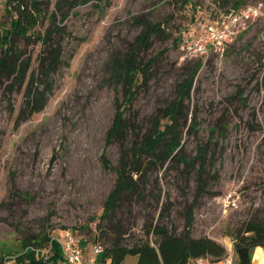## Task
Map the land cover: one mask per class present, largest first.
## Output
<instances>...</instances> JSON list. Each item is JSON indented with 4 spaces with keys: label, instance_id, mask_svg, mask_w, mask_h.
<instances>
[{
    "label": "rangeland",
    "instance_id": "1",
    "mask_svg": "<svg viewBox=\"0 0 264 264\" xmlns=\"http://www.w3.org/2000/svg\"><path fill=\"white\" fill-rule=\"evenodd\" d=\"M240 1L234 9L235 0H104L99 5L91 0L65 20L59 15L61 29L52 43L61 45L62 63L51 75L53 91L42 111L20 123L25 87L31 74L39 75L45 45L37 38L18 41L31 65L24 86L13 94L5 90L6 81L0 85L1 245L13 250L19 239L42 229L59 239L71 230L84 241L89 262L95 246L103 250L109 244L104 226L119 228L128 245L140 238L155 241L144 225L159 219L167 201L172 208L168 223L183 233L184 210L197 190V170L184 173V163L154 170L145 201L134 197L111 219L100 217L121 157L120 142L107 139L124 94L122 85L111 80L112 61L136 48V38L156 24L163 33L154 34L151 47L140 51L144 62L154 59L150 77L145 82L139 76L133 103L125 107L136 128L132 132L151 131L194 73L182 149L193 158L205 147L208 179L206 193L197 199L192 236L210 237L226 249L235 242L237 227L263 215L264 16L238 25V35L222 54L192 58L181 48L197 24L264 3ZM6 6L7 0H0V34L10 24ZM51 24L46 19L30 33L44 35ZM1 50L0 43V55ZM137 260L128 255L123 264ZM252 262L264 264L263 249L254 250Z\"/></svg>",
    "mask_w": 264,
    "mask_h": 264
},
{
    "label": "trees",
    "instance_id": "2",
    "mask_svg": "<svg viewBox=\"0 0 264 264\" xmlns=\"http://www.w3.org/2000/svg\"><path fill=\"white\" fill-rule=\"evenodd\" d=\"M90 1L7 0L6 10L10 16V24L0 34V85L6 81V91L13 94L24 86L31 65L30 58H24L23 52L19 50L18 41L37 38L45 45L39 75L31 74L25 87L24 105L17 115L18 123L42 111L53 91L51 75L62 63V47L52 43L53 35L61 29L58 16L65 20L76 7ZM103 1L96 0V3L99 5ZM240 4V0H235L234 9ZM46 19L52 24L44 35L30 33V30ZM163 31L160 24L144 29L136 38V48H132L125 57L112 61L111 80L122 85L124 94L123 101L118 103L107 139L120 142L121 157L116 185L111 190L100 217L101 221L111 219L124 201H130L134 197L145 201L152 172L163 169L166 164L184 163V173L188 175L197 170L196 198L185 207L183 233H179L174 224L168 223L172 210L170 201L161 208L156 222L144 225L147 237L153 235L156 237L155 241L140 238L135 244L128 245L122 242L119 228H109L108 225L106 229L104 226L105 238L109 244L98 254L97 264L106 263L108 260L110 264H123L128 255L138 256L137 264H191L192 259L197 257L217 258L225 253V247L216 240L207 236H192L197 199L206 193L208 179L205 176V147H200L198 155L193 158H188L182 149L183 127L188 120L186 101L190 98L194 73L180 85L177 97L162 110V118L156 119L151 131L142 136L134 132L136 128L132 127L131 120L125 116V107L132 105L136 96L139 76L146 82L154 63V59L144 62L140 51L149 49L152 36ZM104 160L108 165V159L104 157ZM234 241L237 263L253 264L254 250L261 248L264 251V213L237 227ZM64 260L60 242L47 229L19 239L13 250L0 243V264H61Z\"/></svg>",
    "mask_w": 264,
    "mask_h": 264
},
{
    "label": "built area",
    "instance_id": "3",
    "mask_svg": "<svg viewBox=\"0 0 264 264\" xmlns=\"http://www.w3.org/2000/svg\"><path fill=\"white\" fill-rule=\"evenodd\" d=\"M264 16V3L258 2L246 6L238 14L222 13L209 22H201L196 26V33L184 38L182 50L186 56L204 58L213 53L222 54L238 35L240 28L248 19H257ZM62 247L65 260L61 264H96V256L102 251L100 245L95 246V257L86 260L82 238L67 230L64 237L56 238ZM238 258L234 249V242L226 247L225 253L217 258L202 256L192 259L191 264H237Z\"/></svg>",
    "mask_w": 264,
    "mask_h": 264
},
{
    "label": "crops",
    "instance_id": "4",
    "mask_svg": "<svg viewBox=\"0 0 264 264\" xmlns=\"http://www.w3.org/2000/svg\"><path fill=\"white\" fill-rule=\"evenodd\" d=\"M85 256H86V254H85ZM96 264H97V262H96ZM103 264H110V261L108 260L106 263H103Z\"/></svg>",
    "mask_w": 264,
    "mask_h": 264
}]
</instances>
